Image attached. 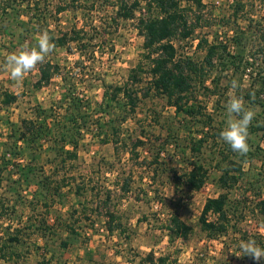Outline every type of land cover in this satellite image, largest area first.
I'll return each mask as SVG.
<instances>
[{"label": "rangeland", "instance_id": "1", "mask_svg": "<svg viewBox=\"0 0 264 264\" xmlns=\"http://www.w3.org/2000/svg\"><path fill=\"white\" fill-rule=\"evenodd\" d=\"M118 1L0 0V65L44 31L51 37L83 27L92 40L83 53L74 41L55 45L45 61L58 63L59 72L41 86V63L20 82L0 67V264H148L150 252L165 257L158 264H256L234 253L241 240L264 247V0H201L198 7L181 0L193 30L173 38L176 56L201 61L200 37L227 49L204 77L192 74L186 105L200 110L195 116L147 88L150 61L136 28L146 9L118 16ZM137 64L143 68L134 82ZM233 79L240 84L234 94L256 113L246 156L220 137ZM125 82L139 96L133 110L121 93L114 100L105 94L107 85ZM68 87L80 101L63 98ZM5 91L15 99L4 102ZM25 119L40 131L28 143L14 140L28 131ZM64 130L76 143L62 139ZM230 159L242 171L223 186ZM194 164L206 168L198 189L185 180ZM221 192L226 227L210 236L199 216ZM173 215L190 225L186 237L171 234ZM14 234L18 243L8 239Z\"/></svg>", "mask_w": 264, "mask_h": 264}, {"label": "trees", "instance_id": "2", "mask_svg": "<svg viewBox=\"0 0 264 264\" xmlns=\"http://www.w3.org/2000/svg\"><path fill=\"white\" fill-rule=\"evenodd\" d=\"M192 1L197 7L202 4L201 0ZM117 6L116 14L125 18L136 16L135 14L138 9H146L144 15L137 17L136 28L143 37L142 46L144 49L142 55L150 61L148 67L150 84L147 88L153 87L157 92L165 94L177 110H182L190 116H195L196 112H200V110L197 111L193 105H186L187 92L192 86V76L198 75L204 77L206 71L214 66L215 61L218 58L222 59L227 53L226 44L219 43L218 40L208 42L205 37H200L198 45H204V54L201 61H196L190 56L177 57L173 38L188 37L193 30L188 23L187 7L181 3V0H119ZM63 8L64 5H59L57 10L60 11ZM154 10L155 12H153ZM113 17L116 21L117 16ZM196 20H199L198 15ZM70 41L76 42L79 52L83 53L85 48H87L86 46L91 44L92 40L86 37V31L83 27H72L68 31H62L59 35H51V42L54 45H66ZM82 45L85 47H82ZM142 68L141 64L133 67L130 74L131 79L129 80L134 82L139 80ZM58 70V63H51L49 60L44 61L40 65V74L35 81V85L41 86L47 83L53 74L59 72ZM147 92L148 90L146 89L144 94ZM119 93L122 94L130 109L133 110L139 97L137 91L131 88L128 82L121 85L110 84L106 86L105 94L109 99H116ZM15 97L14 93L5 91L3 100L8 103L13 101ZM66 97H71V101L73 100L74 102L80 101L73 87H68L63 92V98ZM24 123L28 125V131L21 129L14 140L21 138L28 143L30 140H35L39 137L40 131L36 128L35 121L25 119ZM70 134L69 130L62 131V139L76 143V141L70 138ZM137 142H141V139H138ZM14 144L16 145L17 142L15 141ZM193 147L198 146L194 145ZM229 164L230 168H226L219 176V181L223 186L234 184L238 179V174L242 171L240 162L230 159ZM230 170L236 172L230 173ZM205 178L206 168L202 164H194L186 173L185 180L190 187L198 189L204 183ZM226 202L227 194L225 192H221L216 196H210L205 200L199 216V222L201 229L207 232L208 235L213 236L225 229L227 222ZM262 202L264 203V201ZM109 212L112 215L111 211ZM210 213L215 214V218H209L208 215ZM69 228L73 230V228ZM168 228L171 234L181 237H186L191 230L190 225L177 215L171 217ZM8 239L9 241L14 240L16 243L20 240L17 234L10 235ZM62 242L63 245L67 244L65 240ZM146 259L148 264H158L157 261H164L165 257L159 256L155 259L153 253L150 252L146 255Z\"/></svg>", "mask_w": 264, "mask_h": 264}, {"label": "clouds", "instance_id": "3", "mask_svg": "<svg viewBox=\"0 0 264 264\" xmlns=\"http://www.w3.org/2000/svg\"><path fill=\"white\" fill-rule=\"evenodd\" d=\"M55 49L51 37L47 31L42 32L36 39L35 46H23L20 50L7 54L2 69L10 74L12 80L20 82L25 74L31 72ZM240 87L236 79L231 81V90L228 92V99L225 104L226 122L220 137L226 142L233 152L246 156L249 151V128L256 113L245 106L243 97L234 94L232 90ZM252 100H255V91L249 93ZM240 253H234L237 258L249 257L256 264L264 261V247L257 244L256 240L249 239L239 242Z\"/></svg>", "mask_w": 264, "mask_h": 264}]
</instances>
